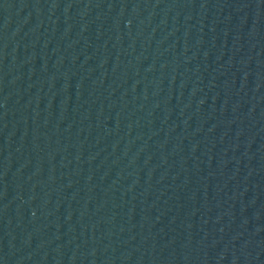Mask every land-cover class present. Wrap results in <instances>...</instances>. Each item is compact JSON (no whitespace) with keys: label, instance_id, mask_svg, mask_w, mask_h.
I'll use <instances>...</instances> for the list:
<instances>
[{"label":"water","instance_id":"1","mask_svg":"<svg viewBox=\"0 0 264 264\" xmlns=\"http://www.w3.org/2000/svg\"><path fill=\"white\" fill-rule=\"evenodd\" d=\"M0 264H264V0H0Z\"/></svg>","mask_w":264,"mask_h":264}]
</instances>
